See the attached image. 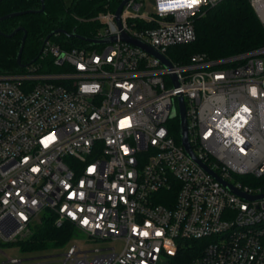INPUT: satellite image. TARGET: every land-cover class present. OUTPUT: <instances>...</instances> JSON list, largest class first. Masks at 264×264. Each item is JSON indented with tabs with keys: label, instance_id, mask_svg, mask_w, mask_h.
<instances>
[{
	"label": "built area",
	"instance_id": "1",
	"mask_svg": "<svg viewBox=\"0 0 264 264\" xmlns=\"http://www.w3.org/2000/svg\"><path fill=\"white\" fill-rule=\"evenodd\" d=\"M220 1L127 0L119 24L114 10L97 16L93 38L114 41L47 40L42 55L57 67L0 73V244L49 210L74 234L122 243L88 250L69 240L62 264H264V198L230 190L168 129L181 93L196 159L243 193H264V181L235 178L264 177V44L186 64L166 54L193 40L195 18ZM248 2L264 24V0Z\"/></svg>",
	"mask_w": 264,
	"mask_h": 264
},
{
	"label": "trees",
	"instance_id": "2",
	"mask_svg": "<svg viewBox=\"0 0 264 264\" xmlns=\"http://www.w3.org/2000/svg\"><path fill=\"white\" fill-rule=\"evenodd\" d=\"M120 1L0 0V16L12 11L31 10L0 21V73L21 71L36 62L57 67L52 65L48 56L42 55L45 35L54 29L66 32L74 29L79 36L93 38L103 26L97 17L99 13L114 10ZM16 27L21 28L13 35H6ZM194 29L193 40L174 44L166 50L171 61L186 64L196 53H204L210 59H221L264 44V24L258 19L248 0H222L207 6L204 13L195 18ZM24 31L20 62L25 65L19 66L16 54ZM48 40L64 48L87 45L84 40L62 32L52 34ZM168 129L178 141V116L170 118ZM235 178L253 184L264 181V177L250 174L235 175ZM55 218L54 212L43 211L31 226L28 235L12 243H17L23 250L66 245L75 233V228L67 220L56 225ZM191 253L184 252V257Z\"/></svg>",
	"mask_w": 264,
	"mask_h": 264
},
{
	"label": "water",
	"instance_id": "3",
	"mask_svg": "<svg viewBox=\"0 0 264 264\" xmlns=\"http://www.w3.org/2000/svg\"><path fill=\"white\" fill-rule=\"evenodd\" d=\"M126 2H127V0H121L119 2V4L116 6V8L114 9L115 19H116V21H117L118 24H119V16H120L121 9H122L123 5ZM29 11H31V10L28 9V10H24V11H12V12L6 13V14L0 16V21L3 20V19H5V18L11 17V16L20 15L22 13L29 12ZM20 28L21 27H16L10 33H8L6 35L7 36L13 35ZM59 32L65 33L68 36L78 37V38H80V39H82L84 41H88L89 44H92V45L93 44H98V43H104V42H111V41H114L115 40V36L114 35H111V36H108V37H105V38H88V37H82V36L77 35L75 33L74 29L71 32H66L63 29H54V30L50 31L49 33H47L45 35V37L43 39L42 47H43L44 43L49 39V37L52 34L59 33ZM24 36H25V31H24V34H23V36L21 38L20 46H19V49H18L17 54H16V61H17V63H18L19 66H24L25 65V64H22L20 62V55H21V50H22V46H23V42H24ZM120 36H121V39L126 40V41H129V42H131V43H133V44H135V45H137V46H139V47L147 50L151 54L157 56L164 63L165 66L168 67V66L171 65L170 60L165 55L159 53L153 47H151L148 44L144 43L140 39L132 38V37L126 35L124 32L121 33ZM172 77H173L174 85L177 86L178 85V80H177L176 76L175 75H172ZM177 104H178V111H175V109H173L171 111L170 117L178 116V118H179L180 142H181L182 146L184 147L185 151L194 160H196L202 166H204L209 172H211L213 174V176H215L217 179H219L226 187H228L233 192H235V193L243 196L244 198H264V193L257 194V195H248V194L243 193L242 191L236 189L231 183L226 182L225 180L219 178L211 169H209L201 161H199L198 159H196V157H195V155H194V153L192 151V148L190 146V143L188 141L187 126H186V117H185V110H184V101H183V97H182V94L181 93H178V95H177Z\"/></svg>",
	"mask_w": 264,
	"mask_h": 264
},
{
	"label": "rangeland",
	"instance_id": "4",
	"mask_svg": "<svg viewBox=\"0 0 264 264\" xmlns=\"http://www.w3.org/2000/svg\"><path fill=\"white\" fill-rule=\"evenodd\" d=\"M26 234L25 236H27ZM23 236V237H25ZM70 243L76 241V244L82 249H99L103 247L113 246L115 249H120L122 243L120 240L113 239H93L85 233L79 231L73 234ZM66 245L60 247H47L33 250H23L17 243L0 244V264L7 257H15L20 259V264H62V253L66 249ZM10 264V263H6Z\"/></svg>",
	"mask_w": 264,
	"mask_h": 264
},
{
	"label": "snow or ice",
	"instance_id": "5",
	"mask_svg": "<svg viewBox=\"0 0 264 264\" xmlns=\"http://www.w3.org/2000/svg\"><path fill=\"white\" fill-rule=\"evenodd\" d=\"M198 3H199V0H191V3L188 6L193 7L194 5H197ZM84 222L87 223V221H84ZM144 235H147V233H144Z\"/></svg>",
	"mask_w": 264,
	"mask_h": 264
}]
</instances>
